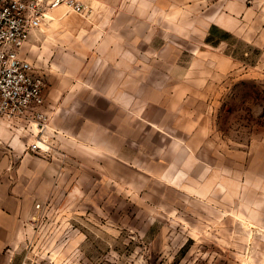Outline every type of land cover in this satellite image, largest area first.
Listing matches in <instances>:
<instances>
[{"label":"rangeland","instance_id":"rangeland-1","mask_svg":"<svg viewBox=\"0 0 264 264\" xmlns=\"http://www.w3.org/2000/svg\"><path fill=\"white\" fill-rule=\"evenodd\" d=\"M92 1L82 13L68 7L90 19L78 39L59 29L38 40L37 51L27 45L44 91L65 74L86 85L111 75L93 72L108 59L94 55V23L121 18L127 65L142 67L127 74L128 87L141 77L151 88L134 100L152 119L179 127L200 119L207 174L198 179V168L182 160L171 170L182 184L129 168L121 184L103 183L99 171L80 175L36 207L9 248L11 264H264V0H96L104 8L90 9Z\"/></svg>","mask_w":264,"mask_h":264},{"label":"crops","instance_id":"crops-1","mask_svg":"<svg viewBox=\"0 0 264 264\" xmlns=\"http://www.w3.org/2000/svg\"><path fill=\"white\" fill-rule=\"evenodd\" d=\"M62 5L69 17L62 15L64 9L59 8ZM89 7L104 8L102 2L96 0L90 2ZM50 12L56 17L58 27L51 26L45 16L40 25L30 31L21 51L39 75L42 72L29 57L27 45L32 44V49L37 51L40 48L38 40L59 29L64 35L69 34L73 41L79 38L83 25L91 26L89 18L68 13L65 4L48 9L46 15ZM53 15L48 18L53 19ZM95 20L93 30L99 31L94 32L93 38L100 43L94 55L108 59L103 60L105 64L94 65L93 72L111 75L95 76L94 83L86 85L83 76L69 81L71 76L65 74L54 88L49 86L44 91L43 87L42 110L49 116L45 135L49 151L29 150L28 145L36 141L34 124L0 116L7 120L5 125L0 122V264H11L9 248L19 241L26 224L37 212L36 204L56 194L63 184L79 183L80 175L93 179L99 171L103 183L116 179L121 184L126 183L124 179H127L129 168L153 175L163 184H182V178L174 171L171 173L173 164L182 160L198 168V175L192 174L198 179L207 174L206 157H201V149L199 151L201 139L204 147L206 144V126L200 119H191L179 127L174 121L152 119L147 111L144 114L142 103L134 99L151 88L142 87L141 77H134L133 82L130 81L133 88L128 87L127 74L141 71L142 67L127 65L126 23L121 18ZM77 68L78 72L90 70V66ZM203 80L205 88V78ZM166 102L151 99L148 104ZM136 104H140L139 107H133ZM183 145L187 146L186 150ZM144 162L156 166V171L149 172Z\"/></svg>","mask_w":264,"mask_h":264},{"label":"built area","instance_id":"built-area-1","mask_svg":"<svg viewBox=\"0 0 264 264\" xmlns=\"http://www.w3.org/2000/svg\"><path fill=\"white\" fill-rule=\"evenodd\" d=\"M60 4L77 13L87 10L82 0H0V116L34 124L36 141L28 148L45 153L49 143L48 115L42 110L44 81L21 51L47 10Z\"/></svg>","mask_w":264,"mask_h":264},{"label":"bare ground","instance_id":"bare-ground-1","mask_svg":"<svg viewBox=\"0 0 264 264\" xmlns=\"http://www.w3.org/2000/svg\"><path fill=\"white\" fill-rule=\"evenodd\" d=\"M58 7V6H57Z\"/></svg>","mask_w":264,"mask_h":264}]
</instances>
